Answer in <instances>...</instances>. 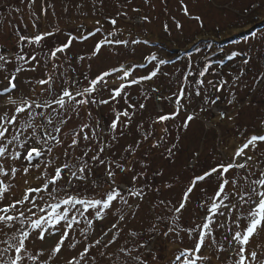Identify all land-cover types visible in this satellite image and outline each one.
Listing matches in <instances>:
<instances>
[{"label":"rangeland","instance_id":"obj_1","mask_svg":"<svg viewBox=\"0 0 264 264\" xmlns=\"http://www.w3.org/2000/svg\"><path fill=\"white\" fill-rule=\"evenodd\" d=\"M234 1L237 0H183L184 5L188 7L190 12V15L186 16L182 11L181 0H34V2L33 0H0V54L8 52L20 53L22 48V54L26 57L30 54H36L40 60V66L37 67L35 72L30 71L32 65L28 64L19 73L15 71L0 73V83L3 82L4 76L15 75L17 76L19 91L14 98L20 96L35 97L42 91L41 86L36 84L35 81L44 78V74L53 65L60 66L57 72L53 73L57 77V88L63 83L64 77L60 76V73L64 72H67L69 79L79 81L77 87L83 88L88 86L90 79H94L104 71L124 68L130 71V78L139 79L144 75L150 74L151 71L157 70L158 74L156 77L150 81H143L126 88L121 98L112 100L107 105H88V112H91L92 115L87 119L81 115V107L79 116L73 117V120L70 121V126H75L81 121L95 123L99 120L103 127H107L109 120L106 121L103 118L101 111L105 107L106 110H109L112 106L111 103L126 107L130 100L135 98V102L145 103L146 107L142 109L143 112L139 110L134 115V123L127 130L129 134L120 138L119 145H126L132 141L133 135L137 138L139 137V133L134 131L137 124L144 123L145 120L149 121L148 123L150 124L159 114H171L177 107H180V114L176 120L155 125L158 135L163 133L161 131L163 127H168L167 139L169 142H177L176 138H180L178 142L179 151L171 163L166 162L159 155L152 158V168L154 167L155 170L160 169L164 175L157 176L156 179V183H158L156 187L160 189L159 192L153 190L152 193H149L146 190V200L148 201L155 202L159 199H165L176 202L193 176L202 174L207 168L215 166L222 161L226 163L235 150L245 142L246 137L253 134L264 135V89L255 83L260 73L254 74L257 78L250 80L251 85H244V77L241 75H239L237 83L233 85L232 82H236L237 77L235 74H233L232 82L226 81L227 83H224L225 78L223 79L221 75V69L218 65H212V62L217 59L211 58L209 53L212 49L208 44V38L203 35L207 34V31L211 28L215 29L216 27L223 32L228 21L245 16L257 6L255 2L250 6L246 5V11L243 14L237 10L239 6L233 5ZM262 5H264V0ZM105 15L107 18L104 17ZM194 16H199L201 19L197 21L192 18ZM136 19L140 21L136 22ZM112 20L116 21L115 25L111 23ZM177 23L181 27L178 28ZM43 30H47V32H42ZM177 33L182 34L179 35ZM20 35L29 38L42 35L44 39L39 44H29L25 41L23 45L18 44ZM183 35L187 44H189L187 48H194L193 52L178 56L165 50L172 46V44H169V39L173 42V39L179 40V36L183 37ZM69 39L73 41L71 48L66 50L65 53L58 54L55 60H48L46 64L45 54L50 49L55 50V48L61 47ZM102 41L104 44L100 52L93 55L96 44ZM108 41H111V43H108ZM255 43L261 47V50L258 53H250L247 56L244 51L249 47H254L253 41L249 40L246 44L243 41L236 42V44L233 43L234 45L231 44L227 48L229 54H226L223 48L222 55H232L233 57H231L234 58V60H229L228 68L232 70V66H240L246 74L256 72L259 67L255 63L257 59L254 56L258 55L260 60H264V51H262L264 49V36L258 37ZM234 53H241V55L234 56ZM222 55L219 56V59L222 58ZM243 55L248 59H251L252 56L254 58L245 65L243 63L244 57L241 58ZM80 56L85 57V59H78ZM151 56H155L157 59L150 60ZM161 60L166 63L161 64ZM16 62L23 63V61L13 60V64ZM71 64V69L74 68L75 72L70 69ZM204 69H207V71L201 76L200 72ZM122 75V72H114L113 75L106 77L107 85L101 92L103 99H110L112 89L123 82L120 79ZM29 80L32 81V84L28 83ZM209 80L212 81V85L220 87L221 90L217 92L216 87L207 83ZM201 81L204 82L203 85H201ZM36 85L39 88H35ZM158 86L159 88H157ZM33 88L36 90L33 91ZM153 88L157 91L153 92ZM249 88L250 90L247 93ZM181 89H183L184 93L183 98L181 103L176 105L174 103L175 94ZM240 89L243 92H239V103L230 105L231 92L234 93L236 90L240 91ZM197 90L206 91L207 93L213 91L212 99H216V104H211L210 100L206 103V106H203L202 98L198 100L195 97V91ZM226 91H228L229 97L225 98ZM145 94L150 97L148 100H144ZM44 96H47V93ZM43 98L41 97V99ZM0 103H4V101L0 100ZM209 106H215V108L210 110ZM187 107L191 108L182 111L183 108ZM202 107L203 111L201 110ZM84 108L85 106L82 110ZM221 112H225L226 116L224 119L219 120ZM184 114L198 116L199 118L191 122L187 131L179 127L186 118ZM69 115H72V113L70 112ZM209 122H211V127H209ZM21 123H23L22 120ZM119 145L113 149L117 156L122 151ZM17 150L23 154L22 148H17ZM194 152H199L198 158L194 159ZM262 152H264V143H259L257 148L249 151L248 154L253 155L256 160H264V155H261ZM49 159L54 162L53 154L39 158V167H31L27 175L24 174L21 162L18 161L15 166L19 170L14 178L11 175L8 177L0 176V181L10 187L6 198L0 200V207H5L14 200L21 199L27 188L42 186L44 179H46V177L42 176V173H45L44 165ZM192 159L195 161L193 165H190L189 162ZM63 160L64 157L62 155L60 161L63 162ZM58 162L59 160H56L55 164L57 165ZM155 162L157 163L156 166H154ZM23 163L27 164L26 161H23ZM36 163L37 161L34 160L33 164ZM239 171L242 170H234V172ZM100 172V176H102L103 170ZM149 176L153 180L151 175ZM38 177L41 178L38 179ZM64 183L63 180L59 181L57 187L62 188ZM167 184H171L172 187H166L165 185ZM216 184L217 179L213 176L197 185V189L190 198L186 211L183 213V219L180 221L181 227L185 225L193 226L199 223L196 221V217L198 219L205 211L204 208L200 207V204L204 202L207 196L212 194ZM205 189L207 190L206 193L203 191ZM79 191L84 198H99L100 193L107 191V185L96 187L95 189L89 187L88 190L80 187ZM49 192H52L51 196ZM49 192L33 194L37 205L45 208L47 212L52 211L48 207L50 204L58 203L66 198V192L63 190L53 191L50 186ZM67 194L75 195L76 192L73 190ZM28 207H32V205L25 204L23 210H25L26 215H31L26 211ZM64 207V205H61L56 211H62ZM117 207H120L118 203ZM247 207V205H244L237 210V215L243 216L245 223L248 222ZM33 210L36 212V216H33L32 219L46 214L39 212L38 208ZM92 211L93 216L90 218L94 220L96 227L94 231L90 232V236L95 240L102 230L111 227V223L116 219V214L115 209H113L103 220H95L94 210ZM147 212L148 209L145 207L136 219L128 223V228L139 229L141 218ZM85 226V222L82 221L80 228ZM229 226L235 227L231 219L229 220ZM21 227L19 222H13L11 227H5L0 224V229H2L0 230V249L7 246L4 241L12 244L16 243L12 237L19 235L18 229H21ZM23 227L31 234L29 239L25 241L26 252L22 253L25 257L23 264H44L45 261H48L49 264H66V261L77 251L65 248L61 255L49 259L50 251L59 239V231L49 225H44L54 235L46 233V239L41 241L37 238L39 230L28 228L27 225ZM217 235L220 243L227 248V244L223 239L224 230L220 229ZM73 236L76 240L82 239L79 234V228L73 233ZM121 236L122 238L117 241V244L108 250L110 253H116L120 245H124L126 240L131 239L127 236V228ZM182 237V242L173 243L171 240L165 239L157 242L156 246L160 250L159 254L165 257L163 264H170L174 260V254H178L182 247L191 246L193 239H189L183 233ZM262 244H264V230L258 231L255 234L254 241H250V245L257 250ZM80 247L78 245V249ZM212 251L207 249L204 251L205 256L212 257L211 264H221V260H223L224 264H231V259L224 256L221 257V260H217L212 255ZM39 253H42V255H38ZM93 253H95V250H93ZM32 256H36L35 261L29 258ZM115 259V255L112 256V259L97 255V264H113Z\"/></svg>","mask_w":264,"mask_h":264},{"label":"snow or ice","instance_id":"obj_2","mask_svg":"<svg viewBox=\"0 0 264 264\" xmlns=\"http://www.w3.org/2000/svg\"><path fill=\"white\" fill-rule=\"evenodd\" d=\"M181 6L184 15L189 16V9L184 5L183 0ZM192 18L197 21L201 19L199 16ZM111 23L115 25L116 21L112 20ZM177 27L181 25L177 23ZM43 39L42 35L32 38L20 35L18 44H23L25 41L29 44H39ZM72 43V39H69L63 46L55 50L50 49L45 54V63L47 64L48 60H55L58 54L65 53L71 48ZM103 44V41L97 43L92 54H98ZM22 53L21 48L20 53L0 54V73L6 71L7 66L13 65V60L32 65L30 71L35 72L40 66L37 55L30 54L26 57ZM233 55L239 56L241 53ZM78 59L84 60L85 57L80 56ZM149 59L157 58L151 56ZM249 62L248 58L243 60L245 65ZM160 63L166 62L161 60ZM59 67L53 65L44 74V78L35 81L42 89L35 97L14 98L19 91L15 75L4 76L3 82L0 83V100L4 101L0 103V176L11 175L14 178L19 170L15 166L18 161L21 162V168L27 175L31 167H39V158L51 155L54 149L60 150L57 159L59 155L64 157L63 162L57 164L51 174H47L46 170L52 166L53 160L46 161L45 173H42V176L46 175L47 178L44 179L42 186L27 188L21 199L0 207V224L11 227L13 222H19L22 226L18 229L19 235L12 237L16 241L15 244L4 241L7 246L0 249V264H23L25 257L22 253L26 252L25 241L31 235L23 227L24 225L39 230L37 238L41 241L46 239V233L54 235L44 225L57 229L60 233L59 239L52 247L49 259L61 255L65 248L77 250L66 264H97V255L107 259H112L115 255L113 264H163L165 257L159 254L157 242L161 239L171 240L173 243L182 242V233L193 239V243L191 246L182 247L178 254H174V260L170 264H211L212 257L204 255L206 249L214 250L212 255L217 260H221L222 256L230 258L231 264H264V244L258 250L250 245V241H254L255 234L264 230V160H256L253 155L248 154L249 151L256 149L259 143H264V135L253 134L246 137L245 142L235 150L232 158L226 163L222 161L207 168L202 174L193 176L176 202L165 199L148 201L146 189L160 191L158 187L149 183V173L151 178L164 175L160 169L152 170L151 157L158 154L166 162L171 163L179 151L180 139L177 137V142L169 144L168 127L161 129L163 135L156 136L154 125L176 120L180 109L176 108L171 114H159L147 128L143 123L137 124L134 131L139 133V137L133 135L132 141L126 145H119L120 138L129 134L127 130L134 123L133 117L136 111L145 109V103H128L127 109L114 110L115 116L107 127H103L99 120L95 123L81 121L75 126H70V121L74 116H79L82 106L107 105L110 101L121 98L126 88L152 80L157 76V70L139 79L130 78V71L124 68L104 71L94 79H90L88 86L83 88L77 87L79 81L69 79L67 72H64L60 73V76L64 77L63 83L57 88V77L53 73L57 72ZM23 70L22 66L15 67L17 73ZM71 70L75 72L74 68ZM206 71L207 69H204L200 75L203 76ZM114 72H122L120 79L124 82L112 89L110 99H103L101 92L107 85L106 77L113 75ZM240 75H243V72ZM236 79H239V76ZM28 83L32 84V81L29 80ZM200 83L203 85L204 82ZM207 83L212 85L211 80ZM255 83L264 89V75H259ZM212 86L216 87L217 92L221 90L220 87ZM152 91L157 90L152 89ZM45 93L47 96H44ZM183 94V89L175 94L176 105L181 103ZM196 95H200V92L198 91ZM149 98L147 94L144 95V100ZM210 103L216 104V99H212ZM231 103L232 100H229V104ZM201 110H204L203 107ZM70 112L72 115H69ZM87 115L91 117L92 114L88 112ZM219 115L220 119H224L226 113L221 112ZM195 119H198V116L187 115L179 126L180 129L187 131ZM145 144L148 145L147 148H144ZM117 145L122 148L118 156L113 150ZM17 148H22L23 154ZM199 155V152H194V159ZM261 155H264V152ZM34 160L37 161L36 164H33ZM23 161L27 164L25 165ZM101 169L103 175L97 176ZM234 170L242 171L234 172ZM213 176L216 177L217 184L210 196L206 199L202 198L204 202L200 207L205 211L199 218V223L181 227L183 213L197 185ZM61 180L65 183L62 188H58ZM103 185H107V191L100 193L99 198H84L80 195V187L88 190L89 187L95 189ZM50 186L53 191H65L66 198L50 204L48 207L52 211L47 212L45 208L37 205L33 194L49 192ZM165 186L172 187L171 184ZM73 190L76 192L75 195L67 194ZM9 191L10 187L0 181V200L5 199ZM203 191L207 192L206 189ZM49 195L51 196L52 192H49ZM117 203L120 207H117ZM25 204L32 205L26 209L31 215L25 214L23 210ZM61 205L65 206L62 211H56ZM244 205L248 206L247 223L243 216L237 215V210ZM145 207L148 212L141 218L140 228H128V223L136 219ZM34 208L46 214L32 219L36 216ZM113 209L116 219L111 223V227L102 230L98 238L93 240L90 232L95 230L96 225L90 218L93 216L92 210L95 220H103ZM230 219L234 228L229 226ZM82 221L86 226L80 228ZM78 228L81 240H76L73 236ZM126 228L127 236L131 239L120 245L116 253H110L108 250L122 238L121 234ZM220 229L224 230L223 239L227 248L220 243L217 235ZM78 245L81 246L79 249ZM29 258L36 260V256ZM44 264L49 262L45 261ZM221 264H224L223 260Z\"/></svg>","mask_w":264,"mask_h":264},{"label":"trees","instance_id":"obj_3","mask_svg":"<svg viewBox=\"0 0 264 264\" xmlns=\"http://www.w3.org/2000/svg\"><path fill=\"white\" fill-rule=\"evenodd\" d=\"M254 2L257 3L256 4L257 6L252 10V12L246 14L243 17L236 18L233 21H228L226 23V25H225V30L223 32H221V29L216 27L215 29L211 28L209 31H207L208 32L207 34H203L204 36H206V38H208V44H209V46H210V48L212 50L214 48H216L217 46H219V47H223L225 49L224 51H225L226 54H229L227 48L231 44L234 45V44H236V42H241V41L245 42V44H246V43H248L249 40L251 42L253 41L255 45H254V47H251V48L249 47V48H247L244 51V52L247 53V54H245L246 56L250 55V53H253V54L258 53L261 50V47L258 46V44H256L255 42L257 41L258 37H263L264 36V5H262L263 0H252L251 2H250V0H237V1L233 2V5L239 6V8H237V10L244 14V12L246 11V9H245L246 5L250 6ZM106 15L104 17H106ZM66 27H68V26H66ZM235 30H237V31L235 32ZM42 32H47V30H43ZM177 34H179V33H177ZM180 34H182V33H180ZM175 35H176V33H175ZM169 42L168 43L172 44V46L170 48H168V49L167 48L165 49L169 53L170 52L171 53H175V54H177L179 56V55H182L184 53L186 54V53H191V52L194 51V48H187L189 44H187L184 35H183V37L179 36V40H174L173 39V42H172L171 39H169ZM62 46H63V44H62ZM50 47H51V45H50ZM262 51H264V49ZM262 51H261V54H262ZM245 55L241 56V58L244 57V59H245L246 58ZM231 56L230 55H227V56L223 55L222 58H221L220 63H217L218 67L221 69V75H222L223 79L225 78L224 81H231L232 82L233 81V76H234L233 74H235L238 77L241 74V72H243V75H241V76L244 77V80H243L244 85H248V84L251 85L250 80L252 78H257V76H254L255 73H260V74L264 73V60L263 59L260 60L258 58V55L254 56V57H256V59H257L256 60L257 62H255V63L258 65L259 69L257 68L256 72H251L249 74H246L244 72V70L240 66H236V67L232 66V70H230L227 65H228L229 60H230L229 57H231ZM254 57L252 56V58H254ZM44 58H45V56H44ZM252 58L249 59V60H252ZM231 59L234 60V58H231ZM166 60H168V59H166ZM212 65H215V64H212ZM16 66H22L23 69H24L26 66H28V64H25L24 62L23 63L16 62L15 64H13L11 66H7L6 71H15V67ZM71 68H72V64L70 65V69ZM229 71H230V73H229ZM237 80L238 79H236V82L233 81L232 84L235 85L237 83ZM35 88H39V86L36 85ZM157 88H159V86ZM243 88H244V86H243ZM200 90L195 91V97L197 99L202 98L204 103H206V101L209 102L210 100H212L213 91H210V92L207 93L206 91H204V92L202 91L201 92ZM249 90H250V88L248 89L247 93L249 92ZM198 91L200 92V95H196V93ZM239 92H243V90L241 91V89H240V91L236 90L234 93L231 92V96H230L229 100H232V103L230 105H235V104L239 103L238 102ZM246 94H244V95H246ZM225 95L227 97H229L228 96L229 95L228 91L225 92ZM200 96H202V97H200ZM233 97H235V99H233ZM134 102L135 101H133L132 99L130 100V103H134ZM111 104H112V106H111V108L109 110H106V107H105L101 111L103 118L106 121L109 120L108 124L114 118L115 111H120V110L127 109V106L125 107V106L121 105L122 106L121 107V106L114 105L113 103H111ZM84 106H85V108H84V110H82ZM84 106H82L81 115L83 117H86V119H87V118H89L88 116H86L87 113H88V110H89V106L88 105H84ZM137 112H139V110L136 111L135 114H137ZM140 112H143V110H140ZM219 120H222V119H220V116H219ZM148 122L149 121H147V120L144 121L143 124H144L145 128H147L149 126ZM154 128H155V133L154 134L156 136H160V135H158V130H157V127L155 125H154ZM161 135H163V133ZM168 143L171 144V142H169V141H168ZM144 146H145V148L148 147L147 144H145ZM59 151L60 150L56 151L54 149V151L52 153L53 154V158H54V162H53L52 166L49 167L46 170L47 174L53 173V171H54L53 169L55 168L54 165H56L55 164L56 160H59V162L57 164H59L61 162L60 159L62 158V155H59L58 159L56 158L58 156ZM161 151H163V149H161ZM156 156H158V154L153 155V157H151V159L155 158ZM156 162H155L154 166H156V164H157ZM152 170L153 171L155 170L154 167L152 168ZM100 174H101V172H98L97 176H100ZM149 175H151V173ZM44 177L47 178L46 175ZM156 179H157V176L154 177L153 180L150 179L149 183L156 187L157 184H158V183H156ZM146 190L149 191L148 189H146ZM152 192H153V190L149 191V193H152ZM196 221H197V217H196Z\"/></svg>","mask_w":264,"mask_h":264}]
</instances>
